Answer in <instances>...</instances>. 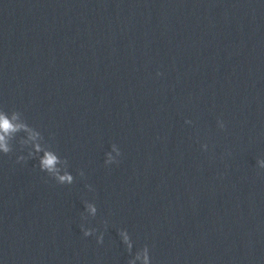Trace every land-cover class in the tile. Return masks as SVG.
<instances>
[{"label":"clouds","instance_id":"9594fccd","mask_svg":"<svg viewBox=\"0 0 264 264\" xmlns=\"http://www.w3.org/2000/svg\"><path fill=\"white\" fill-rule=\"evenodd\" d=\"M160 75V73H157ZM192 123V121H186ZM218 127L224 130L226 125L223 120H218ZM23 134V135H21ZM14 142L20 145L21 151L27 149V155L17 156V163L27 162L30 159H37L39 168L45 172L50 178L56 181L59 185H72L75 182V177L69 172V161L67 157H61L54 149L52 143L45 139L43 133L37 128L28 123L24 114L20 110L13 109L6 111L0 108V154L9 155L14 151ZM201 147L207 150L208 145L203 144ZM104 160L105 166L118 164L119 157L122 152L117 144L111 145V151L107 152ZM259 169H264V159L257 160ZM80 177H84L83 170L78 172ZM89 191H94L91 185H86ZM85 211L87 216H82L83 220L95 218L98 213V208L94 202L85 201ZM105 230L108 227V220L102 221ZM80 229L84 237L95 236L97 244L104 243V232L98 228L86 227L83 223ZM97 233H99L97 235ZM118 235L121 242L125 245L130 259L127 264H152L150 247L145 244L138 248L133 253L134 242L127 229H119Z\"/></svg>","mask_w":264,"mask_h":264}]
</instances>
